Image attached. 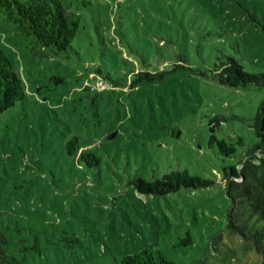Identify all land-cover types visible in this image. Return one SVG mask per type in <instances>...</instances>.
I'll list each match as a JSON object with an SVG mask.
<instances>
[{
  "label": "rangeland",
  "instance_id": "rangeland-1",
  "mask_svg": "<svg viewBox=\"0 0 264 264\" xmlns=\"http://www.w3.org/2000/svg\"><path fill=\"white\" fill-rule=\"evenodd\" d=\"M76 8L70 51L27 48L14 22L0 19V46L27 90L0 118L9 252L21 264H116L145 248L176 264H263L229 227L223 169L257 140L264 86L231 87L215 69L233 56L264 72V0H77ZM139 71L155 76L132 85ZM73 136L98 164L69 152ZM212 136L235 153L223 155ZM174 169L215 182L165 194L132 183Z\"/></svg>",
  "mask_w": 264,
  "mask_h": 264
},
{
  "label": "trees",
  "instance_id": "trees-1",
  "mask_svg": "<svg viewBox=\"0 0 264 264\" xmlns=\"http://www.w3.org/2000/svg\"><path fill=\"white\" fill-rule=\"evenodd\" d=\"M77 0H0V19L8 18L24 38V46L36 51L51 48L56 51H70L80 29L82 14L76 8ZM216 77L231 87L257 84L264 86V72L249 71L235 57L227 56L216 63ZM100 70V69H99ZM138 81L154 78L148 71L137 72ZM61 78V77H60ZM62 79V78H61ZM94 88L92 86H89ZM26 86L19 76L14 60L0 46V118L26 96ZM253 127L257 136L255 144L237 165L225 166L226 189L232 204L228 209L229 227L237 234L251 241L264 264V101L254 118ZM216 140L225 156L235 153L233 142ZM242 142V140H241ZM70 153H77L90 164H98L99 156L78 144L77 136L67 142ZM215 180L192 174L187 169H174L162 177L152 180L138 176L132 179L143 194H165L182 186L207 187ZM9 237L0 214V264H21L22 258L10 253ZM116 264H176L161 251L145 248L133 254H126Z\"/></svg>",
  "mask_w": 264,
  "mask_h": 264
},
{
  "label": "built area",
  "instance_id": "built-area-1",
  "mask_svg": "<svg viewBox=\"0 0 264 264\" xmlns=\"http://www.w3.org/2000/svg\"><path fill=\"white\" fill-rule=\"evenodd\" d=\"M99 82L100 83H103L104 82V80L103 79H101V80H99ZM92 87H94L95 88V86L93 85Z\"/></svg>",
  "mask_w": 264,
  "mask_h": 264
}]
</instances>
